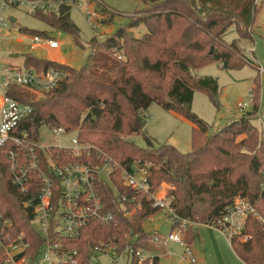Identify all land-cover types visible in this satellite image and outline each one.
I'll list each match as a JSON object with an SVG mask.
<instances>
[{"label":"trees","instance_id":"obj_1","mask_svg":"<svg viewBox=\"0 0 264 264\" xmlns=\"http://www.w3.org/2000/svg\"><path fill=\"white\" fill-rule=\"evenodd\" d=\"M140 1L143 8L134 13L130 23L103 41L95 36L86 44L71 19L73 6L69 3L61 5L57 14L35 13L51 28L72 36L79 48L91 52L81 69L27 54L24 68L43 74L56 68L64 71L66 78L41 98L17 86H11L8 92L11 98L32 107L31 114L17 127L19 134L29 133L38 141L44 129L77 131L82 141L95 145L123 168L138 162L148 169V192L125 186L121 171H116L111 177L113 186L100 185L103 201L114 212L116 222L110 226L91 222L79 237L63 238L60 245L66 252H77L74 264H100L99 250L108 247L119 253L132 247L150 255L142 262L132 257L129 264H160L165 248L153 238L163 235L147 232L144 225L161 211L153 207L151 196L167 184L165 200L176 213L170 232L185 229L188 245L197 237L193 225L211 226L237 197L247 198L263 221L255 216L247 218L243 234L249 239L235 238L231 247L245 264H264V133L254 123L259 84L254 87L257 96L253 93L252 112L213 133L192 111L195 90L206 92L219 107L218 81L198 77L197 70L214 62L226 70L249 63L238 40L226 43L224 37L235 29L240 40H253L256 0ZM101 10L109 15L104 23H111L113 12L105 7ZM140 24L148 33L135 38L129 31ZM20 31L50 37L47 32ZM109 55H115L118 61L113 62ZM153 103L193 123L190 152L182 153L170 144L146 151L129 140L141 134L148 147H154L138 121L140 113ZM11 148L7 145L0 149V211L11 222L9 231L13 235H26L31 245L28 254L35 256L44 242L33 226L37 186L23 194L13 185L7 156Z\"/></svg>","mask_w":264,"mask_h":264},{"label":"built area","instance_id":"obj_2","mask_svg":"<svg viewBox=\"0 0 264 264\" xmlns=\"http://www.w3.org/2000/svg\"><path fill=\"white\" fill-rule=\"evenodd\" d=\"M77 2L68 1L72 6ZM66 3L63 0L58 2L4 0L3 6L4 8L8 6L25 8L32 14L37 12L57 14L60 6ZM83 14L89 20L98 16L96 12L89 9H86ZM1 26H7L3 17H0V28ZM31 42L32 49L45 46L51 50H57L60 47L52 37L34 35ZM3 69L4 76L0 81V89L3 92L0 97V149L7 145L14 147L7 152L11 161L13 185L23 194L27 193L31 186H37V203L32 212L33 226L44 242L37 255L28 254L31 245L26 235L24 233L13 235L9 231L11 222L0 211L2 251L0 264H74L77 252L64 251L60 241L63 238L79 237L91 222L110 226L115 220L114 212L108 209L103 201L100 185L113 186L111 176L120 170L125 186L136 191L148 192V169L140 166L138 162L133 163L129 169L123 168L95 145L82 141L77 131L69 132L64 128L44 129L38 141H35L29 133L19 134L17 127L31 114L32 107L30 104H23L11 98L8 95L10 87L27 89L37 98H41L45 93L56 88L66 78V73L51 68L43 74L23 66L11 67L5 64ZM260 70L264 72V69ZM251 93L248 94L253 99V93ZM248 106L249 103L246 102L238 104L241 111ZM71 135L73 137L69 139L70 144H68L65 139ZM165 195L159 192L151 196L154 200L153 207L166 210L173 224L176 213L167 204ZM127 215H130V212H127ZM250 216L263 221L255 206L247 198L237 197L222 216L212 222L211 226L221 232L232 246L235 238L249 239L243 234V230ZM175 231L170 232L166 238L155 236L153 240L163 246H166L168 242L185 246L191 263H195L191 249L182 239L181 230L178 233ZM99 253V256L115 254L117 259L110 258V264H129L132 257H137L142 262L150 256L148 252L140 249L135 251L132 247H128L121 253L108 247L100 249Z\"/></svg>","mask_w":264,"mask_h":264},{"label":"rangeland","instance_id":"obj_3","mask_svg":"<svg viewBox=\"0 0 264 264\" xmlns=\"http://www.w3.org/2000/svg\"><path fill=\"white\" fill-rule=\"evenodd\" d=\"M3 4L4 0H0V17H3L7 24L6 27L1 26L0 28V81L4 76L3 64L11 67H22L27 54L64 63L76 69H81L87 63L91 50L79 48L72 36L51 28L36 18L28 9L14 6L4 8ZM143 5L140 0H79L72 7L71 19L79 29L84 44L91 41L95 36L103 41L120 27L130 23L134 13L143 8ZM101 7L113 12L114 18L111 23H104L109 15H105ZM86 9L96 12L97 18L89 20L85 17L83 13ZM257 10L253 25V40H240L235 29H231L224 37L226 43L238 40L239 49L243 51L244 57L248 59L249 63L244 64L240 69L226 70L221 63L214 62L195 72L198 77L215 78L220 89L219 107L212 103L206 92L195 90L194 94L192 111L210 126V133L242 117L247 112H252L253 99L248 94L251 91L256 96L259 93L257 103H255L258 109L254 123L259 127L262 135L264 133V72L260 70L264 69V0H257ZM13 19L16 21L14 22ZM21 28L35 32H47L59 43V49L51 50L45 46L32 49L31 38L34 35L21 32ZM129 32L133 37L141 38L148 33V29L144 24H140L130 29ZM15 54H19V57L14 58L13 55ZM109 56L113 62L118 61L115 55ZM256 83L260 87V92L257 91V93L254 88ZM2 95L3 92L0 89V97ZM245 102L249 103V106L241 111L238 104ZM140 117L146 122L145 127H142V133L152 138L154 147H148L144 136L141 134H134L129 140L142 147L143 150L155 151L161 144H170L182 153L191 151L192 128L194 127L191 121L166 111L158 103H153L147 110L141 112ZM72 137L73 135L66 138L65 142L70 144L69 139ZM163 185L158 190L161 195H164L166 190ZM131 214L132 212H130ZM171 227L172 221L166 210L156 213L144 225L147 232L157 231L165 238L168 237ZM180 230L184 241L185 231L183 232V230L185 229L181 228ZM180 230L176 229L175 233ZM193 230L199 234V237H196L191 246L185 244L192 250L196 263H191L185 246L168 242L166 247L162 246L165 249L163 253H160V264H245L237 257L228 239L221 232L222 235L220 233L215 234L217 243L215 244L212 235L213 230L209 225H193ZM110 258L117 259L115 254L111 253L109 256H99L98 261L100 264H110Z\"/></svg>","mask_w":264,"mask_h":264},{"label":"crops","instance_id":"obj_4","mask_svg":"<svg viewBox=\"0 0 264 264\" xmlns=\"http://www.w3.org/2000/svg\"><path fill=\"white\" fill-rule=\"evenodd\" d=\"M256 3H257V0H256ZM163 186H165L166 187V190H165V192H164V194H166L167 193V190L169 189V185H167V184H164ZM200 225H202V224H200ZM211 227V229L213 230L212 231V235H213V240H214V242H215V244H217L216 243V236H215V234L216 233H220L218 230H216L215 228H213L212 226H210ZM194 232H195V230H194ZM196 234H197V236L199 237V234L196 232ZM221 234V233H220ZM222 235V234H221ZM191 246V245H190ZM190 248V247H189ZM232 248V247H231ZM191 252H192V250H191ZM235 253V252H234ZM192 256L194 257V254H193V252H192ZM238 257V256H237ZM239 258V257H238ZM194 260H195V258H194ZM241 260V259H240ZM242 261V260H241ZM243 262V261H242ZM195 263H196V260H195ZM244 263V262H243Z\"/></svg>","mask_w":264,"mask_h":264},{"label":"water","instance_id":"obj_5","mask_svg":"<svg viewBox=\"0 0 264 264\" xmlns=\"http://www.w3.org/2000/svg\"><path fill=\"white\" fill-rule=\"evenodd\" d=\"M13 21L15 22L16 20L13 19ZM212 51H213V50H212ZM13 57H14V58H17V57H19V54H15V55H13ZM138 121L140 122V124H141L142 127H145L146 122H145L142 118H138Z\"/></svg>","mask_w":264,"mask_h":264}]
</instances>
